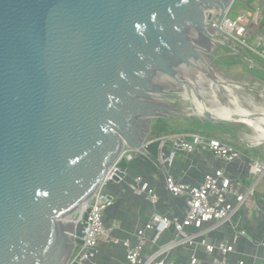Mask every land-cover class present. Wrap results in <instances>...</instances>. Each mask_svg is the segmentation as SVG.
<instances>
[{
  "label": "water",
  "instance_id": "obj_1",
  "mask_svg": "<svg viewBox=\"0 0 264 264\" xmlns=\"http://www.w3.org/2000/svg\"><path fill=\"white\" fill-rule=\"evenodd\" d=\"M235 1L0 0V264L67 262L108 169L178 114L152 77L184 82L169 66L220 44Z\"/></svg>",
  "mask_w": 264,
  "mask_h": 264
},
{
  "label": "built area",
  "instance_id": "obj_2",
  "mask_svg": "<svg viewBox=\"0 0 264 264\" xmlns=\"http://www.w3.org/2000/svg\"><path fill=\"white\" fill-rule=\"evenodd\" d=\"M259 10V8H256V14L253 18L250 12L240 14L235 19H230L227 14L216 25L224 34V37H219L220 44L236 43L242 47H247L244 37L251 25V19L257 18L260 13ZM213 23L215 24V22ZM263 39L259 41L258 46H264ZM258 55L264 60V55ZM155 141H159L160 144L154 163L156 167L164 172H167L173 164L175 149L192 153L197 148L202 147L224 164L228 165L239 160L242 161V155L238 149L213 137H205L199 134H172ZM151 143L152 141H148L146 148ZM168 144L172 147L171 151L167 150ZM139 155L144 156L137 151L125 148L115 163L108 169L103 182L92 199L84 205V210L80 214V219L84 220L86 224L83 229V237L78 240L65 264H93L98 245L102 239L111 242L113 245H121L125 253V264H176L168 259L171 251L178 247H192L196 244L197 235H188L186 229L195 228L199 231L208 223L221 224L230 221L234 213L244 205L248 196L254 194L258 181L264 178V161L259 157L251 159L248 163V172L252 179V184L249 187H244L240 181L228 177L223 168L205 174L202 181L196 185L176 180L172 175L165 173L164 190L173 198L183 199L185 213L182 218H178L153 211L147 223L135 232V244H131L129 240L118 241L107 235L103 223V214L115 203L114 196L108 191L109 181L117 177V183L125 182L127 172L122 164L130 163ZM145 157H149V155ZM119 174H123V176L120 177ZM128 188L132 194L143 197L152 207H155L159 202V197L154 188L149 181L144 180L141 176L137 175L131 182H128ZM262 225L264 226V212ZM170 229L174 232V239L158 246L152 254L143 256L148 241L153 245H157L160 237ZM147 233H152L149 240L146 236ZM236 235L234 242L231 244L220 242L213 245L207 244L204 240H201L198 244L203 246L205 252L209 255L215 252L219 253L220 259L213 264H246L243 260L233 262L226 258L228 253L234 252V243L240 234L237 233ZM257 246L264 249V241L258 243ZM186 264H203L197 257L195 249L188 257Z\"/></svg>",
  "mask_w": 264,
  "mask_h": 264
},
{
  "label": "crops",
  "instance_id": "obj_3",
  "mask_svg": "<svg viewBox=\"0 0 264 264\" xmlns=\"http://www.w3.org/2000/svg\"><path fill=\"white\" fill-rule=\"evenodd\" d=\"M260 1L264 8V0ZM263 27L259 28V19H257L253 26L250 25L244 37L247 47H242L236 43L231 44L232 51H235V53L240 56L239 58L249 62L250 65H252V69L255 68L264 71V60L258 55H264V46H258L259 41L264 38L261 31ZM248 39H253L255 41V46L248 44ZM182 117L183 119L180 123V127L177 126L176 128L169 124L171 117L164 120L166 125L169 126L170 131L161 137L172 134H199L205 137L216 138L238 149L236 145L231 142V133L208 134L196 128L193 125V121L188 119V116L183 115ZM157 139L151 136L149 141L153 143ZM167 150H172L169 144L167 145ZM174 151L175 158L172 166L167 172L156 167L154 161H152L150 157L140 155L130 163L122 164V167L126 169L127 172L125 182L113 183L108 186V191L114 196L115 203L103 214L105 230L110 238L118 241L129 240L131 244H135V232L147 223L153 211L159 212L165 216L183 217L185 213L183 199L173 198L164 190L165 173L172 175L176 180H182L188 184L196 185L202 181L205 174L211 173L215 169L223 168L228 177L233 180H238L242 185L245 184V186L249 187L252 184V179L249 176L248 163L251 159L259 157L262 160L263 158L262 155H259L251 147L244 148V150L238 149L242 155V161L239 160L228 165L216 159L207 149L202 147L197 148V150L192 153H187L179 149H175ZM137 175L149 181L150 185L157 193L159 202L155 207H152L143 197L134 195L130 192L128 182H131ZM263 212L264 178L258 181L255 186L254 194L248 196L244 205L234 213L230 221L221 224L208 223L199 231L195 228L186 229L188 235H197L195 239L196 244L192 247L182 246L173 249L168 259H171L176 264H186L188 257L195 249L197 257L203 264H213L220 259L219 253L215 252L209 255L205 252L204 247L198 243L204 240L207 244L213 245H217L220 242L231 244L234 242V238L238 233L240 236H238L234 243V252L227 254V260L233 262L243 260L246 264H264V249L257 246L258 243L264 241V226L262 225ZM146 236L149 240L152 237V233H147ZM174 237V232L170 229L160 237L157 245H153L148 241L143 256L152 254L157 250L158 246L170 242ZM93 264H125L124 249L121 245H113L111 242L102 239L98 245L96 258Z\"/></svg>",
  "mask_w": 264,
  "mask_h": 264
},
{
  "label": "rangeland",
  "instance_id": "obj_4",
  "mask_svg": "<svg viewBox=\"0 0 264 264\" xmlns=\"http://www.w3.org/2000/svg\"><path fill=\"white\" fill-rule=\"evenodd\" d=\"M256 8H259L260 13L258 14L257 19H259V28L264 25V8L262 2L259 0H241L235 1L231 6L228 17L230 19H235L238 15L250 12L252 14V18L254 17ZM257 19H251V25L253 26ZM194 28V27H193ZM193 28L189 31V33L193 32ZM262 34L264 36V27L261 29ZM188 33V34H189ZM247 43L251 46H255V41L253 39H248ZM212 49V50H211ZM209 51L208 62L218 77H220L223 81L231 84V92L238 99L239 105L251 112V114H262L264 110V79L258 75V73L252 71V65L247 62L245 59L239 58L240 56L232 51V44H217ZM188 70L190 72L194 71V68L188 67L184 68V65L177 66H169V71L176 73H184V70ZM255 69V68H254ZM261 73H264L263 70H258ZM192 74V73H190ZM166 77L162 73L156 74L155 77H152V81H159L160 79ZM169 78V77H168ZM205 81L201 83L199 86L203 93H199L201 95V100L204 105L208 109L214 108V104L211 103L212 98L210 95L209 85H207ZM163 85V83H161ZM165 87V86H164ZM170 93H179L178 95L168 96L165 102L168 105L172 106L173 110L178 114L172 115L170 118L169 124L173 127H180V123L182 122L184 116H188L189 120L193 121V125L196 128L201 129L203 132L215 135L217 133H225L229 132L232 134V144L236 145L238 149L244 150V148L251 147L255 152L259 155H262V160L264 161V142L260 145H254L251 142V139L255 136L252 128L248 127L243 123L237 122H229L226 125L220 126V131L217 130L212 124L205 121L202 117V112L199 111L191 100H185L181 94H185V89H181L180 87H174L173 89L168 90ZM218 102L221 106L231 107L232 105L229 103L232 100V96L222 90L217 91ZM208 100V101H207ZM211 103V104H210ZM211 107V108H210ZM257 110V111H256ZM257 112V113H256ZM181 114V115H180ZM256 117V116H254ZM225 120V119H224ZM157 121V120H156ZM156 121L153 122L152 130L150 135L152 134L154 125ZM200 121V122H198ZM202 121V122H201ZM186 125V124H185ZM169 127V126H168ZM150 139V136L147 138ZM245 187V184H243Z\"/></svg>",
  "mask_w": 264,
  "mask_h": 264
},
{
  "label": "bare ground",
  "instance_id": "obj_5",
  "mask_svg": "<svg viewBox=\"0 0 264 264\" xmlns=\"http://www.w3.org/2000/svg\"><path fill=\"white\" fill-rule=\"evenodd\" d=\"M229 6V5H228ZM228 6L224 7V10H215L211 9V13L216 12H226ZM193 43L195 46H198V52L200 55V60L198 61H191L192 68L194 71L190 72L187 69L184 70L185 72L182 74L184 78V82L180 83V78L178 80L171 79L168 77H163L160 79V83H163L165 90L173 89L174 87H183L186 88V93L181 94L185 100H191L193 105L202 113L204 111L210 112L213 116L228 120L229 122H237L243 123L248 127L252 128L255 133V136L251 139L252 144L260 145L264 142V110L262 114H251V112L247 111L246 109L242 108L239 105L238 99L234 94H232L230 87L223 81L220 77L213 72L209 62H208V54L212 47L211 40H209L208 44H205L204 40L200 38L193 39ZM211 44V45H210ZM192 73V74H190ZM179 77V76H178ZM208 83L210 89V95L212 98L211 103L214 104V108L208 109L203 102L198 100V97H201L199 93H203L201 88L199 87L202 82ZM183 83H189L184 85ZM190 85V86H189ZM222 90L232 96L231 102H229L232 106H221L218 102L217 98V91ZM158 101H161L158 99ZM208 101V100H207ZM210 103V104H211ZM211 108V107H210ZM257 111V110H256ZM257 113V112H256ZM256 116V117H254ZM84 210V206L81 208V213ZM66 262L64 261L63 264Z\"/></svg>",
  "mask_w": 264,
  "mask_h": 264
},
{
  "label": "trees",
  "instance_id": "obj_6",
  "mask_svg": "<svg viewBox=\"0 0 264 264\" xmlns=\"http://www.w3.org/2000/svg\"><path fill=\"white\" fill-rule=\"evenodd\" d=\"M252 71L258 73V75L264 79V73H261L260 71H256L255 69H252ZM169 131H170V128L166 125L164 120H157L150 137L152 136V138L154 137L155 139H157L163 135H166L167 133H169ZM159 144H160L159 141H155L151 143L150 145H148L147 147L149 157L152 161H154L157 156Z\"/></svg>",
  "mask_w": 264,
  "mask_h": 264
}]
</instances>
